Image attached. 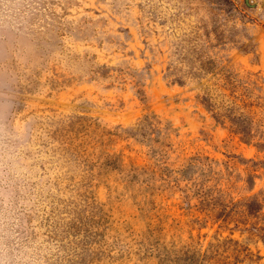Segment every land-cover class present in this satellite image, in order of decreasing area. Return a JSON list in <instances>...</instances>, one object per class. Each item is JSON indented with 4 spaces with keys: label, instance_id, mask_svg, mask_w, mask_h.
Here are the masks:
<instances>
[{
    "label": "rangeland",
    "instance_id": "rangeland-1",
    "mask_svg": "<svg viewBox=\"0 0 264 264\" xmlns=\"http://www.w3.org/2000/svg\"><path fill=\"white\" fill-rule=\"evenodd\" d=\"M224 260L264 264V0H0V264Z\"/></svg>",
    "mask_w": 264,
    "mask_h": 264
},
{
    "label": "trees",
    "instance_id": "trees-1",
    "mask_svg": "<svg viewBox=\"0 0 264 264\" xmlns=\"http://www.w3.org/2000/svg\"><path fill=\"white\" fill-rule=\"evenodd\" d=\"M233 243L235 244V243H237V242L234 241ZM216 246H218V245L213 244L212 248H213V247H216ZM212 250H213L214 252H216V249L213 248ZM225 262H227V264H229V261H228V260H224L223 263H225Z\"/></svg>",
    "mask_w": 264,
    "mask_h": 264
}]
</instances>
